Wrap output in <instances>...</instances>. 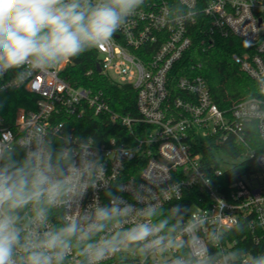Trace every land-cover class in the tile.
Listing matches in <instances>:
<instances>
[{
  "label": "built area",
  "instance_id": "1",
  "mask_svg": "<svg viewBox=\"0 0 264 264\" xmlns=\"http://www.w3.org/2000/svg\"><path fill=\"white\" fill-rule=\"evenodd\" d=\"M201 14L210 23L203 41L209 47L215 46L217 36H236L254 45L251 52L232 57L258 82L263 95L221 108L202 74L175 78L176 66L193 45L191 32ZM97 51L101 73L136 91V115L114 110L102 91L72 84L63 76L70 61L25 86L0 91L24 89L37 96L35 109L19 107L12 124L0 114L3 139L30 135L38 127L54 140L66 134L74 142L90 138L105 171L98 187L85 194L81 208L107 205L109 192L137 209H162L189 194L190 205L175 209V224L204 218L196 236L213 264H246L264 253V0H145L113 42ZM13 75L6 74L0 85ZM88 116L100 119L114 135L101 136V142L83 135L82 121ZM226 146L238 155L228 153ZM196 149H210L212 155L205 158ZM244 161L258 169L232 177ZM80 210L75 205L54 210L52 223L63 224ZM136 221L130 217L124 227ZM212 232L222 233L219 242L210 238ZM176 236L187 242L182 251L191 252L188 237L181 232ZM234 251L242 255L233 257ZM180 254L133 247L102 264H172ZM80 260L74 252L69 264Z\"/></svg>",
  "mask_w": 264,
  "mask_h": 264
},
{
  "label": "clouds",
  "instance_id": "2",
  "mask_svg": "<svg viewBox=\"0 0 264 264\" xmlns=\"http://www.w3.org/2000/svg\"><path fill=\"white\" fill-rule=\"evenodd\" d=\"M145 0H0V80L13 72L0 91L20 88L47 76L62 64L102 49L143 8ZM105 171L89 139L66 134L50 138L39 127L30 135H0V264H80L102 262L133 247L161 254L181 250L172 264H213L198 243L204 218L175 225L155 206L137 209L121 198L81 208L89 189ZM81 210L63 224L52 223L54 210ZM179 215V212L176 213ZM130 217L137 221L124 227ZM188 237L192 250L184 253ZM222 233L210 238L221 240ZM242 253L234 251L233 257ZM228 264V262H226ZM246 264H264V253Z\"/></svg>",
  "mask_w": 264,
  "mask_h": 264
},
{
  "label": "trees",
  "instance_id": "3",
  "mask_svg": "<svg viewBox=\"0 0 264 264\" xmlns=\"http://www.w3.org/2000/svg\"><path fill=\"white\" fill-rule=\"evenodd\" d=\"M209 25L208 20H204V16L201 14L198 23L191 32L193 45L179 65L176 66L175 78L183 75L202 74L207 78L213 97L221 108L229 107L242 98L263 95L258 82L243 72L232 57L234 53L251 52L254 45L236 36L228 38L217 36L215 46L209 47L203 43L206 37L204 29ZM98 63V51H89L72 60L63 72V76L76 86L87 87L95 92L102 91L114 110L122 114L130 112L136 115V91L131 86L113 82L109 77L99 72L97 70ZM199 64L202 65L201 69L197 68ZM89 71H91L90 74H88ZM36 99L35 94L24 89L2 92L0 93V114L5 117L7 123L12 124L17 109L19 107L35 109ZM101 123L98 118L86 117L82 121L84 125L83 135H92L97 142L102 141L101 136L114 135L110 128L103 127ZM196 150L202 151L205 158L212 155L210 149ZM224 150L235 156L238 155L237 151L231 150L227 146L224 147ZM261 151H264V147ZM257 169L256 164L244 161L232 170L231 175L238 178L244 173ZM188 196L189 194L183 200L162 208L164 216L160 219L167 217L171 223L175 224V209L184 211L192 202Z\"/></svg>",
  "mask_w": 264,
  "mask_h": 264
},
{
  "label": "water",
  "instance_id": "4",
  "mask_svg": "<svg viewBox=\"0 0 264 264\" xmlns=\"http://www.w3.org/2000/svg\"><path fill=\"white\" fill-rule=\"evenodd\" d=\"M97 70L101 72V66L99 64L97 65Z\"/></svg>",
  "mask_w": 264,
  "mask_h": 264
},
{
  "label": "rangeland",
  "instance_id": "5",
  "mask_svg": "<svg viewBox=\"0 0 264 264\" xmlns=\"http://www.w3.org/2000/svg\"><path fill=\"white\" fill-rule=\"evenodd\" d=\"M128 264H134V263L131 262V263H128Z\"/></svg>",
  "mask_w": 264,
  "mask_h": 264
}]
</instances>
